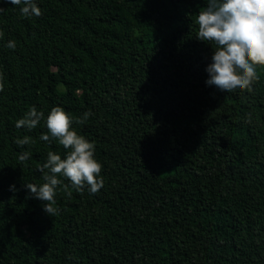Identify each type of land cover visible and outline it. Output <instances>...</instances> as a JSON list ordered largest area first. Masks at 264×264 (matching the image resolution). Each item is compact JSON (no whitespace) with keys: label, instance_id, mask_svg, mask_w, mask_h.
<instances>
[{"label":"trees","instance_id":"trees-1","mask_svg":"<svg viewBox=\"0 0 264 264\" xmlns=\"http://www.w3.org/2000/svg\"><path fill=\"white\" fill-rule=\"evenodd\" d=\"M35 2L24 17L0 0V264H264V68L251 92L207 85V0ZM32 106L44 117L18 129ZM54 107L95 144L104 187L58 177L50 216L26 185L67 157L40 140Z\"/></svg>","mask_w":264,"mask_h":264},{"label":"clouds","instance_id":"clouds-1","mask_svg":"<svg viewBox=\"0 0 264 264\" xmlns=\"http://www.w3.org/2000/svg\"><path fill=\"white\" fill-rule=\"evenodd\" d=\"M3 2L22 6L20 11L24 17L42 15L35 0ZM4 11L0 7V13ZM195 23L198 26L197 39L215 45L213 63L206 69L210 77L207 85H214L227 93L237 88L251 92L253 84L259 80L257 68H264V0H207V7L199 11ZM6 46L15 49L16 43L10 41ZM3 91L4 81L0 75V92ZM92 115L91 111L86 112L76 122L84 123ZM43 117L44 113L32 106L24 118L16 122V127L35 129ZM46 127L50 135L42 134L40 140L49 144L58 140L68 154L62 159L61 155L49 152L47 162L40 168L46 182L40 186L29 183L26 188L35 198L46 202L44 211L53 216L56 189L63 183L58 177L69 180L77 191L87 185L95 194L104 187L103 165L95 159V144L73 130V117L62 107L51 109ZM31 142L27 136L15 141L20 147ZM29 157L30 153L24 152L18 159L23 164ZM10 190H14V185Z\"/></svg>","mask_w":264,"mask_h":264}]
</instances>
